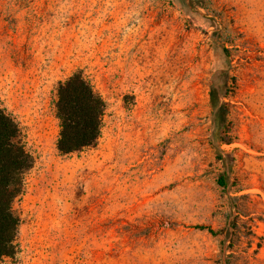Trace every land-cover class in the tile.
Returning <instances> with one entry per match:
<instances>
[{"label":"rangeland","instance_id":"374dc122","mask_svg":"<svg viewBox=\"0 0 264 264\" xmlns=\"http://www.w3.org/2000/svg\"><path fill=\"white\" fill-rule=\"evenodd\" d=\"M77 71L106 107L95 144L61 155L56 87ZM0 105L32 158L0 264H264V0H0Z\"/></svg>","mask_w":264,"mask_h":264},{"label":"trees","instance_id":"16d2710c","mask_svg":"<svg viewBox=\"0 0 264 264\" xmlns=\"http://www.w3.org/2000/svg\"><path fill=\"white\" fill-rule=\"evenodd\" d=\"M227 28L219 35L228 34ZM222 41L220 50L225 59L229 47ZM234 78L227 69L216 70L208 88V103L211 108L213 132L211 144L216 151V160L224 164L217 179L223 189L228 186L233 157L223 152L220 144H230L234 138L228 126L229 111L226 99L233 91ZM105 101L80 71L72 73L56 87L55 116L58 120L56 149L61 155H69L95 144L100 135ZM224 158L228 160L225 161ZM32 158L25 149L20 128L16 121L0 105V260L17 253V230L19 218L13 211L14 200L22 193L23 175L31 167ZM210 234L215 232L206 226Z\"/></svg>","mask_w":264,"mask_h":264}]
</instances>
